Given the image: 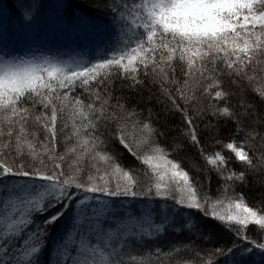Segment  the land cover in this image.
Returning <instances> with one entry per match:
<instances>
[{"label": "snow or ice", "instance_id": "6c2138e0", "mask_svg": "<svg viewBox=\"0 0 264 264\" xmlns=\"http://www.w3.org/2000/svg\"><path fill=\"white\" fill-rule=\"evenodd\" d=\"M81 3L0 0V264H264V0Z\"/></svg>", "mask_w": 264, "mask_h": 264}, {"label": "trees", "instance_id": "16d2710c", "mask_svg": "<svg viewBox=\"0 0 264 264\" xmlns=\"http://www.w3.org/2000/svg\"><path fill=\"white\" fill-rule=\"evenodd\" d=\"M46 3H57L59 2V0H45ZM69 3L72 5L73 8H79L81 13H88V14H93V15H97V22L100 24H104L107 22V18L102 16V15H98L96 13H92L90 9L86 8L83 6V4L81 3V0H69ZM55 13L52 11H49L47 14V19L45 21V23H50L51 18L54 17ZM47 31V30H46ZM103 33H99V35L93 34L92 36H90L87 41L85 40V38L83 36L79 37V42L81 43H89L90 46L94 45L97 40L103 36ZM77 41V37L71 33V32H67V33H55V32H48L47 36H46V41L42 40L41 41V45H43L45 42H47V46L48 47H52L53 45H55V47L57 48H61V50H64V46L65 45H69L68 47H72L74 42ZM174 123H179V117H176L173 121ZM221 136L223 137V143H227L228 142V131L227 129H223L221 132ZM43 138V133H41V139ZM163 143V141H162ZM205 149L206 151H223L224 154L228 155V150L224 149L222 144H214V142H209L206 143L205 145ZM59 150L63 151L64 150V145L60 144L59 145ZM192 157H196L198 159V150L195 147L189 146L188 149L185 150L184 153H181V155L179 157H177V159H183V164L185 168H189L190 167V163L191 160L190 158ZM201 164H203V161H201ZM238 164V162H237ZM217 184H218V180L215 176V173L212 174V181H211V192L213 194H215L216 192V188H217ZM238 191H240L241 189H237ZM259 185L258 184H253L250 183L248 187L243 188L242 191L245 193L246 196V200L247 202L251 205L253 203H259ZM194 211V210H193ZM213 223H216L213 221ZM252 227V226H250ZM177 239H183V238H177ZM161 243L163 244H167L166 241H162ZM203 246V245H202ZM194 257V253L189 252V251H185L182 252L180 254L179 258H183V259H191Z\"/></svg>", "mask_w": 264, "mask_h": 264}, {"label": "rangeland", "instance_id": "374dc122", "mask_svg": "<svg viewBox=\"0 0 264 264\" xmlns=\"http://www.w3.org/2000/svg\"><path fill=\"white\" fill-rule=\"evenodd\" d=\"M69 46V45H68ZM68 49L67 48H64V50L63 51H67ZM65 58H67V57H65Z\"/></svg>", "mask_w": 264, "mask_h": 264}]
</instances>
